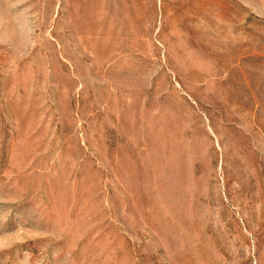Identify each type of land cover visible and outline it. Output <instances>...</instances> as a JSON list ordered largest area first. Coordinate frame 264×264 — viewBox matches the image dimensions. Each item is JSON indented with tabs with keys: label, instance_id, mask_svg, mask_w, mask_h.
<instances>
[{
	"label": "rangeland",
	"instance_id": "obj_1",
	"mask_svg": "<svg viewBox=\"0 0 264 264\" xmlns=\"http://www.w3.org/2000/svg\"><path fill=\"white\" fill-rule=\"evenodd\" d=\"M0 264H264V0H0Z\"/></svg>",
	"mask_w": 264,
	"mask_h": 264
}]
</instances>
